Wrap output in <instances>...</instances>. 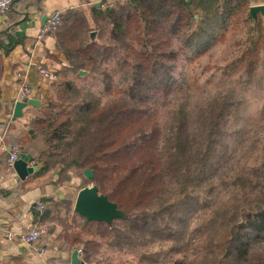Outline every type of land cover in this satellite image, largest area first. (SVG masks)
I'll return each instance as SVG.
<instances>
[{
  "label": "trees",
  "instance_id": "obj_1",
  "mask_svg": "<svg viewBox=\"0 0 264 264\" xmlns=\"http://www.w3.org/2000/svg\"><path fill=\"white\" fill-rule=\"evenodd\" d=\"M252 1L124 0L104 8L109 1L101 0L100 7L70 8L62 15L55 49L67 62L65 79L51 84L54 96L31 119L27 139L40 172L58 169L60 183L74 173L84 181L81 189L96 185L123 213L107 223L73 211L82 221L77 231L69 226L61 237L69 252L84 243L82 262L92 260L103 242L122 250L162 240L170 242V254H196V260L184 256L173 264H253L248 259L255 249L261 257L254 264H264V165L231 181L248 192L242 201L230 208L212 207L205 223L192 229V220L211 205L231 101L209 102L196 117L181 103L170 133L157 118L158 108L170 106L183 90L184 82L175 74L181 55L194 58L223 40L233 23L245 18L244 9L260 22L259 13L257 19L250 14ZM9 26L0 30L5 54L23 41ZM263 49L261 26L250 46L225 67V75L231 71L253 78ZM118 55L122 59L110 68ZM118 71L130 80L127 87L116 85ZM2 72L0 56V77ZM89 74L101 77L100 95L74 79ZM87 169L94 178L84 175ZM41 201L45 208L41 211L36 203V223L65 221L62 204L74 206L72 195ZM83 234L91 237L84 240ZM157 255L161 253H143L141 263L158 264Z\"/></svg>",
  "mask_w": 264,
  "mask_h": 264
},
{
  "label": "rangeland",
  "instance_id": "obj_2",
  "mask_svg": "<svg viewBox=\"0 0 264 264\" xmlns=\"http://www.w3.org/2000/svg\"><path fill=\"white\" fill-rule=\"evenodd\" d=\"M248 13V10L244 9L245 18L238 23H233L234 27L226 31L224 39L212 45L204 53L191 59L181 55L175 68V74L179 82H184L183 90L175 95L176 99L170 106L160 107L157 111V118L163 130L170 133L172 125L177 122L176 111L181 103L187 105L188 111L193 117H196L201 110H205L209 102H220L223 98H227L232 103L224 118L226 119V130L223 145L220 148L221 155L224 156H221V160L218 162L221 166L214 175V181L217 182V185L213 192L214 195L211 199L209 198L211 205L202 210L192 220V229H195L194 227L197 224L202 225L205 223L212 207L230 208L235 202L242 201L248 192L243 193L240 190L241 187L232 184L231 181H234L239 173H247L255 167L264 165V49L261 51L259 70L253 78L249 79L245 74L242 76L237 75V73L233 74L231 71H228L229 76L225 75V67L230 65L250 46L252 39L254 41L258 36L259 27L264 26V19H261L260 22L251 20ZM259 24L260 26H258ZM108 35L109 33L106 32L105 37H108ZM96 36L97 32L93 37ZM119 57L121 60V55L111 60L109 63L110 68L117 67L116 61ZM60 73L61 79L54 85L60 84L65 79L62 68ZM84 74L86 75L87 72L85 71L81 75ZM115 78L118 87H127L130 81L125 79L123 71L116 72ZM74 79L79 86L84 89H91L96 95H100L103 91L102 79L99 75L89 74L85 79H78L77 77H74ZM53 96L54 94L51 98ZM72 174V185L66 182L65 184L71 187L72 197H74L75 190L82 186L84 181L81 177H78L75 183L73 178L77 176L74 173ZM221 179L225 181L220 183ZM74 206H72L73 209H70L71 204H62L61 214L63 218L61 217V220L68 221V225L71 227L73 225L77 231V226L81 223V220L73 216ZM53 222L58 221L47 222L50 230ZM121 223V221H118L119 225ZM88 237H91V235L83 234L82 239L85 240ZM139 243H143V241ZM79 244L84 246L83 242ZM170 245L169 241L157 240L146 244V246L141 244L134 248L125 247L120 250L112 247L108 242H103L101 251L87 263L153 264V262L147 261L141 263L143 253H161V255H157L160 259L158 264H173L176 259H184V256H187L190 260H196V254L192 250H188L185 254L168 253L167 250ZM204 257L205 254L198 261L201 262ZM260 257L261 254L255 249L249 255L248 263L254 264Z\"/></svg>",
  "mask_w": 264,
  "mask_h": 264
},
{
  "label": "crops",
  "instance_id": "obj_3",
  "mask_svg": "<svg viewBox=\"0 0 264 264\" xmlns=\"http://www.w3.org/2000/svg\"><path fill=\"white\" fill-rule=\"evenodd\" d=\"M108 1L122 3V0ZM98 3L101 0H15L5 21L2 24L0 22V30L10 24L9 28L14 31L15 37L23 39L9 54L0 48V56L3 57L0 131L5 134L9 150L12 145L19 144L33 156L30 164L39 166L37 172L23 180L16 170L10 173L6 171L8 153L0 161V264H72V252L66 249L61 237L69 227L68 221L53 222L49 235L42 237L39 242L27 243L22 239L23 234L36 224L35 205L39 200L47 197L60 200L73 193L65 182H58V169L40 172L41 165L35 163V152L27 139L31 119L39 114L40 108L53 95L51 85L40 77L39 66L49 65L61 72V68L67 64L64 56L55 49L57 33L42 41L37 40V35L55 13L61 12L63 15L70 8L86 10ZM261 3L264 0H254L251 5ZM259 16L264 19L260 12ZM24 79L32 87L33 98L39 99L40 104L28 105L23 109L22 117H15L18 90ZM77 179L74 177L73 181L76 183ZM71 182L72 179L66 183L72 185ZM80 187L75 190L74 205ZM7 231L14 233L13 239L6 238Z\"/></svg>",
  "mask_w": 264,
  "mask_h": 264
},
{
  "label": "water",
  "instance_id": "obj_4",
  "mask_svg": "<svg viewBox=\"0 0 264 264\" xmlns=\"http://www.w3.org/2000/svg\"><path fill=\"white\" fill-rule=\"evenodd\" d=\"M98 7L101 3H98ZM264 15V3L254 4L250 6V14L257 18L258 13ZM95 32L92 33V37ZM80 74L85 73L84 70L79 72ZM40 100L36 98H30L28 101H17L14 107V116L22 117L23 109L28 105H39ZM33 156L30 153L22 152L19 158L15 162V170L21 179H26L29 175L37 172L39 169L38 165H31L30 161ZM84 175L88 179L94 178V172L92 169H87ZM75 212L79 213L81 216L87 218L88 220L106 221L107 223H112L113 220L118 219L123 216L121 210L118 209L117 204L110 201L109 198L101 194L96 185L84 186L79 190L74 206ZM72 264H82V260L79 257L78 250L75 249L71 256Z\"/></svg>",
  "mask_w": 264,
  "mask_h": 264
},
{
  "label": "built area",
  "instance_id": "obj_5",
  "mask_svg": "<svg viewBox=\"0 0 264 264\" xmlns=\"http://www.w3.org/2000/svg\"><path fill=\"white\" fill-rule=\"evenodd\" d=\"M15 0H0V17L1 24L5 21L6 13L11 10L13 3ZM124 0H122L123 2ZM102 5V4H101ZM114 2H109L104 4L103 7L107 8L108 6H113ZM62 22V13L57 12L53 16H51L46 25L42 27L40 32L37 35V40L42 41L45 37L49 35H54L57 33L59 26ZM39 74L42 78V81L51 85L52 83L59 82L61 79L60 72L49 65L41 64L39 66ZM33 90L32 87L27 83L26 79L19 86L18 90V99L20 101H28L30 98H33ZM23 152L22 147L19 144L12 145V147L8 148L5 142V134L0 131V161L2 156L5 153H8L6 158V171L14 172L15 171V162L19 158L20 154ZM38 208L43 211L45 208V204L43 201L39 200ZM50 226L47 223H36L26 234H23L22 239L27 243H35L39 242L42 237L49 235ZM7 239H13L14 233L12 231H7L5 233ZM83 245H80L77 250L79 253V257L83 255ZM82 264H88L87 262H83Z\"/></svg>",
  "mask_w": 264,
  "mask_h": 264
}]
</instances>
